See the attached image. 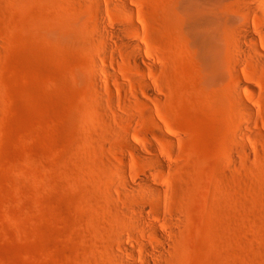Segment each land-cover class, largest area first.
Masks as SVG:
<instances>
[{"label": "rangeland", "instance_id": "rangeland-1", "mask_svg": "<svg viewBox=\"0 0 264 264\" xmlns=\"http://www.w3.org/2000/svg\"><path fill=\"white\" fill-rule=\"evenodd\" d=\"M160 210L162 264H264V0H0V264H143Z\"/></svg>", "mask_w": 264, "mask_h": 264}, {"label": "bare ground", "instance_id": "bare-ground-1", "mask_svg": "<svg viewBox=\"0 0 264 264\" xmlns=\"http://www.w3.org/2000/svg\"><path fill=\"white\" fill-rule=\"evenodd\" d=\"M132 13H133V11H132ZM192 13L194 14V11ZM130 23H131V25L134 26L135 30L138 31L137 25H136L137 24L136 21H130ZM197 23H198V20H197V18H195L194 24L197 25ZM244 32H246V33H250L251 32V27H250V25L248 23L243 24V27H242L240 33L244 34ZM255 38L252 37V41L254 43L257 42L255 40ZM141 43L142 42L140 40H138V39L135 40V46L138 49V56H140V58L143 60L145 53L142 52V50H144V45L141 44ZM142 45H143V47H142ZM248 109H250V108H248ZM250 111H249V114H250ZM126 141H127V144L130 147H132L134 150H136L137 152H142V148L137 143L133 142L132 140H129L128 138H127ZM157 199H158V201L160 203L165 202V200L163 199L162 196L159 197V198H157ZM174 217H175L174 214L169 213V212H167L165 210H160L158 212L157 217H156V220H151L150 218H145L144 217L146 223L149 224L150 229L152 230L154 236L157 237V238H159V240H160L159 243H152V242H148V241H138L136 243V245H133L130 248L127 247L126 245H124V249H126V251H128L134 257V256L137 255V250H136L137 248L136 247H139V248H141V251L139 252V257L143 258V264H156L159 260L160 261L157 264H162L164 262L162 260L164 258L165 252H166L167 247L169 246L170 242H169V238L164 235L163 231L161 230L160 226L158 225V222L160 221V223H161L164 220L169 221V222H172L176 218V217L175 218ZM168 226L171 227L170 225H168ZM150 256H153V257L154 256H158V258L160 257L161 259L160 258H159V260L157 259L158 261L156 260L157 262L154 263V262H152V261L149 260L148 257H150Z\"/></svg>", "mask_w": 264, "mask_h": 264}]
</instances>
